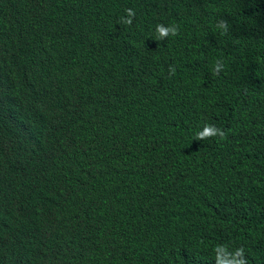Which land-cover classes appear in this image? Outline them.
I'll list each match as a JSON object with an SVG mask.
<instances>
[{"label": "trees", "instance_id": "1", "mask_svg": "<svg viewBox=\"0 0 264 264\" xmlns=\"http://www.w3.org/2000/svg\"><path fill=\"white\" fill-rule=\"evenodd\" d=\"M241 248L264 264V0H0V264Z\"/></svg>", "mask_w": 264, "mask_h": 264}, {"label": "clouds", "instance_id": "2", "mask_svg": "<svg viewBox=\"0 0 264 264\" xmlns=\"http://www.w3.org/2000/svg\"><path fill=\"white\" fill-rule=\"evenodd\" d=\"M127 14L129 16H134L135 13L131 10H127ZM128 24H131V20L128 21ZM157 30L160 32V36H166L168 34V30L165 29L162 25H157ZM175 35L176 33L173 32ZM36 57V55H34ZM221 70V66L216 67V72L219 73ZM94 80L101 86L103 92L112 98H120L126 93V79L125 76L121 72V63L114 56H110L107 61L106 71L94 78ZM219 136L221 139L224 138L225 133L221 129H217L214 126L206 125L202 132L197 133L196 139H206L213 136ZM237 257H241L238 259ZM243 257V249H237L235 254H230L227 251L223 259L219 260V264H246V261Z\"/></svg>", "mask_w": 264, "mask_h": 264}]
</instances>
